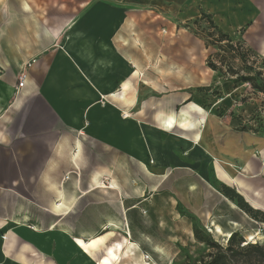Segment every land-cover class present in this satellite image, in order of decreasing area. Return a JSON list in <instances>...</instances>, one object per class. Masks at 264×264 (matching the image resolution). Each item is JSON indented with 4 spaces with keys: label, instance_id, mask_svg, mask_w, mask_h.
<instances>
[{
    "label": "crops",
    "instance_id": "crops-1",
    "mask_svg": "<svg viewBox=\"0 0 264 264\" xmlns=\"http://www.w3.org/2000/svg\"><path fill=\"white\" fill-rule=\"evenodd\" d=\"M181 1L186 0L49 1L47 6L62 8L63 12L54 18L53 25L49 23L31 60L25 61L20 53L0 55V61H13L12 65L2 62L0 66V264H67L68 261L72 264H120L130 258L145 263L144 252L130 240V232L112 242L106 234L113 236V231L89 237L86 242L69 241L64 231L53 233L54 226L38 233L35 227L19 224L17 188L22 178H18V173L26 172L29 170L26 164L33 163L32 147L36 140L45 149L35 167L40 169L43 185H49L48 145L51 150L65 151L72 143L68 136L85 137L117 156L114 163L104 166L106 182L111 181L107 183L117 181L122 188L124 181L136 184L139 177L133 173L135 166L155 175L170 169L176 180L175 192L183 198L182 203L197 210L214 232L216 226L232 234L258 224L220 190L222 185L231 187L252 209L264 212L263 137L233 134L229 141L223 142L221 136L217 137L219 122H193L189 113H181L179 118L162 112L145 121L125 111L128 106L121 90H127L132 69L121 53L123 29H129L135 12L144 14L149 7L159 8L166 2ZM193 12L201 15L198 7H192ZM27 63L29 67L23 71L27 75L26 84L19 92V75ZM19 70V77H15ZM102 97L108 104L101 102ZM125 113L129 118L124 117ZM176 129L183 133L177 134ZM47 133L54 136L52 142H48ZM78 140L84 142L81 138ZM77 147L78 142L75 151L79 153ZM71 162L77 166L79 160L75 158ZM127 174H131L128 180ZM211 177L221 186L214 187ZM26 179L23 175V180ZM32 179L31 175L30 181ZM152 181V189L134 185L131 192L130 189L121 192L124 194L121 204L126 212L146 204L147 198H139L146 188L150 189L149 196L159 200L162 193L160 175ZM45 194L50 201L48 188ZM130 196H138V199L130 202ZM216 199L228 205L231 213L223 215L216 210L213 204ZM56 203L61 210V200ZM7 206L11 210L2 213ZM219 217L224 221L218 220ZM109 227L113 228L114 224L108 222L104 226ZM255 232L247 229L248 236H256ZM100 250H104L103 255H95ZM130 250L137 253L130 256Z\"/></svg>",
    "mask_w": 264,
    "mask_h": 264
},
{
    "label": "rangeland",
    "instance_id": "rangeland-1",
    "mask_svg": "<svg viewBox=\"0 0 264 264\" xmlns=\"http://www.w3.org/2000/svg\"><path fill=\"white\" fill-rule=\"evenodd\" d=\"M49 1L54 0H0L1 56L3 53H20L25 61L31 60L46 35L49 23L53 25L54 18L63 12L62 8L47 6ZM194 6L200 12L202 8L211 13L224 33L252 49L254 54L246 53L248 63H232L239 72H250V66L264 72V0L166 2L162 7L145 9L144 14L135 12L134 18L129 21V29L124 28V35L120 36L123 60L132 69L127 90H121L128 106L125 111H130L131 117L145 121L162 112L179 118L181 113H189L193 122H219L217 137L221 136L223 142L229 141L233 134L264 138V94L253 89L249 83L237 86L208 67L210 56L220 50L208 38L211 28L207 21H201L199 25L192 23L200 15L192 13ZM213 58L216 60V57ZM2 62L11 64L13 61L2 60L0 66ZM28 67L29 63L21 72ZM21 72L19 70L15 77L21 76ZM258 81L261 83L262 78ZM181 131L174 130L177 134L183 133ZM49 135L46 134L47 140L52 142L54 136ZM68 138L72 143L65 151H60V148L51 150V145H48V186L41 184L40 169L35 168L45 149L39 140L34 143L33 163L26 164L29 170L18 173V178H22L21 186L17 188L19 224L35 227L38 233L54 226L52 232L64 231L69 241L80 239L86 242L89 237L113 231V236L106 234L112 242L130 232V240L137 243L145 257L150 259L148 264H202L203 260L209 261L212 251L206 243L198 241L195 228L200 230L202 237L227 247L228 241L212 231L197 210L182 203L183 198L175 192L176 180L170 169L155 175L133 167L135 177H139L134 185L144 189L150 186L152 189L153 178L159 179L160 175L162 193L158 196L159 200H155L153 195H148L150 189L146 188V192L139 197L147 198L146 204L126 212L121 204L124 198L121 192L132 191L134 185L128 180L131 174L126 176L129 182L124 181L123 188L126 189L117 181L107 183L111 181L106 182L104 176V166L114 163L117 156L85 137ZM78 138L84 142H79ZM77 142L79 153L75 151ZM75 158L79 160L77 166L71 162ZM23 175L27 177L25 181ZM210 179L216 185L214 187L221 186L212 177ZM99 184L106 186L96 189ZM112 186L115 189H110ZM47 188L50 201L46 200ZM212 193L217 194L213 190ZM130 197V202L138 199V196ZM60 200L63 208L56 212L54 205ZM213 204L223 215L231 213L225 203L216 199ZM4 209L2 213L11 210L10 206ZM218 220L223 219L219 217ZM254 220L258 224L253 223L254 226L247 229L256 231V236L253 235L256 243L264 245V220ZM108 222L114 227L104 228ZM247 229L238 233L246 236L247 244L255 243L248 240ZM103 253L104 250H100L95 255L102 256ZM136 253L130 250V256ZM67 264L72 263L68 261ZM120 264L141 263L130 258Z\"/></svg>",
    "mask_w": 264,
    "mask_h": 264
},
{
    "label": "trees",
    "instance_id": "trees-1",
    "mask_svg": "<svg viewBox=\"0 0 264 264\" xmlns=\"http://www.w3.org/2000/svg\"><path fill=\"white\" fill-rule=\"evenodd\" d=\"M201 21H207L209 24L211 30L208 33V38L213 40V43L220 50L219 53L210 56L207 62L208 67L220 72L225 79L234 82L237 86L249 83L253 89L264 94L263 71L250 66L248 68L250 72L242 74L232 64L235 62L248 63L246 55L254 54L252 49L244 47L243 43L236 42L230 34L224 33L211 14L208 15L202 11L201 15L195 18L192 23L199 25ZM213 56L216 57V60H213ZM259 78H262L261 83L258 81ZM243 130L246 129L244 128ZM220 191L228 199L236 201L238 207L250 214L253 219L262 218L264 220V212L252 209L233 188L222 185ZM194 231L198 241L206 243L212 251L209 256L210 260H203L202 264H264V245L251 242L247 244L245 236L238 232L232 233L227 247H224L218 242L215 243L211 238L202 237L198 228H195Z\"/></svg>",
    "mask_w": 264,
    "mask_h": 264
},
{
    "label": "bare ground",
    "instance_id": "bare-ground-1",
    "mask_svg": "<svg viewBox=\"0 0 264 264\" xmlns=\"http://www.w3.org/2000/svg\"><path fill=\"white\" fill-rule=\"evenodd\" d=\"M125 88H126V86H125ZM124 90H125V89H124ZM124 117L129 118V115L125 113ZM61 204H62V203H61ZM61 206H62V205H61ZM54 209L59 210V209H60V205H58V204L56 203V204L54 205ZM111 224H112V223H111ZM216 227H217V229H215L216 233L219 234L221 237H223V238L225 239V241L227 242V241L230 239V237H231L232 234H230V233H226V232H223V230H222L220 227H218V226H216ZM223 229H224V228H223ZM212 231H214V230L212 229ZM248 240L253 241V242H255V243L257 242V241H256V238H255L252 234L248 236ZM144 261H146L145 264H148V261H149V260H147L146 257H144ZM149 263H150V262H149Z\"/></svg>",
    "mask_w": 264,
    "mask_h": 264
},
{
    "label": "built area",
    "instance_id": "built-area-1",
    "mask_svg": "<svg viewBox=\"0 0 264 264\" xmlns=\"http://www.w3.org/2000/svg\"><path fill=\"white\" fill-rule=\"evenodd\" d=\"M26 79H27L26 73L21 74V76L19 77V84H18V87H17V89L19 90V92L24 89L25 84H26ZM101 102L104 105L108 104V102L106 101V99L104 97H102Z\"/></svg>",
    "mask_w": 264,
    "mask_h": 264
}]
</instances>
